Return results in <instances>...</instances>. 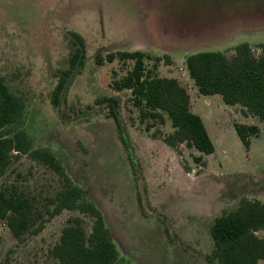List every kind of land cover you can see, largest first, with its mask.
<instances>
[{
	"label": "rangeland",
	"instance_id": "rangeland-1",
	"mask_svg": "<svg viewBox=\"0 0 264 264\" xmlns=\"http://www.w3.org/2000/svg\"><path fill=\"white\" fill-rule=\"evenodd\" d=\"M69 30L83 38L84 65L53 107L50 92L65 66ZM242 42L255 50L264 43V0H0V75L24 98L32 144L48 147L86 189L129 264H208L212 218L233 207L240 194L264 199L258 189L264 119L242 115L238 105L224 104L217 94L198 93L184 66L189 54L229 53ZM135 49L160 57L158 76L185 88L211 152L183 144L168 148L160 139L170 131L168 120L145 130L128 91L111 88L119 64H98L96 58ZM109 98L116 101L120 129L109 114ZM235 123L258 127L247 147ZM29 164L34 165L24 156L12 157L8 178L25 173ZM38 171L31 168V182ZM235 174L253 176L231 178ZM72 214L60 212L19 243L0 221V264H48L46 249ZM257 235L264 237V230Z\"/></svg>",
	"mask_w": 264,
	"mask_h": 264
},
{
	"label": "trees",
	"instance_id": "trees-1",
	"mask_svg": "<svg viewBox=\"0 0 264 264\" xmlns=\"http://www.w3.org/2000/svg\"><path fill=\"white\" fill-rule=\"evenodd\" d=\"M65 66L59 70L50 92V104L59 105L68 81L84 65V41L79 33L68 31ZM253 49L246 42L230 52L199 51L184 58V66L198 93L219 95L227 105H238L240 113L264 119V43ZM163 58L169 62L167 55ZM118 62L120 75L113 72L111 88L127 90L128 100L137 111L145 130L168 120L170 131L160 135L170 149L183 144L199 153H209L211 143L200 118L189 110L185 88L174 78L157 74L160 57L141 50H115L98 56L96 62ZM150 62V64H148ZM109 114L119 127L109 98ZM25 101L0 75V221L16 242L36 236L45 224L62 211L72 212L61 226L56 240L46 249L48 264H129L121 255L101 211L82 186L76 184L60 159L45 146L35 147L25 126ZM244 147L256 135L253 124H234ZM158 129L152 133L156 135ZM159 134V132H157ZM125 144L124 138H120ZM24 156L32 164L25 173L6 171L12 157ZM130 160V154L127 155ZM200 162V157L193 158ZM131 161V160H130ZM31 168L39 170L32 182ZM41 170V171H40ZM251 174L231 175L233 179ZM259 180L264 190V175ZM251 185H256L253 180ZM238 187L240 184L236 183ZM236 196V195H233ZM264 199L240 194L233 207L214 216L208 226L211 249L204 256L208 264H257L264 260Z\"/></svg>",
	"mask_w": 264,
	"mask_h": 264
}]
</instances>
